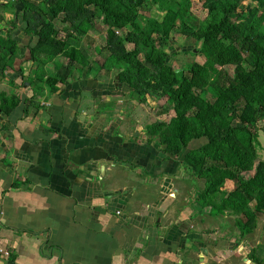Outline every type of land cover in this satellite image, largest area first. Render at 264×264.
<instances>
[{
  "label": "crops",
  "instance_id": "crops-1",
  "mask_svg": "<svg viewBox=\"0 0 264 264\" xmlns=\"http://www.w3.org/2000/svg\"><path fill=\"white\" fill-rule=\"evenodd\" d=\"M21 19L13 64L0 69V94L21 100L10 115L0 109V245L11 251L2 264H236L245 242L236 249L215 233L210 210L178 185L188 171L146 134L157 121L134 118L150 99L139 102L116 72L77 73L53 94L38 83L36 94V44Z\"/></svg>",
  "mask_w": 264,
  "mask_h": 264
},
{
  "label": "trees",
  "instance_id": "trees-1",
  "mask_svg": "<svg viewBox=\"0 0 264 264\" xmlns=\"http://www.w3.org/2000/svg\"><path fill=\"white\" fill-rule=\"evenodd\" d=\"M153 8L165 13L161 21L146 15ZM0 9L22 18L26 35L37 39L29 78L36 94L38 83L53 94L77 73L99 79L116 72L139 102L166 99L161 114L174 116L148 126V134L205 181L196 198L202 208L214 217L233 216L241 237L255 232L264 214V0H6ZM10 24L18 27L16 18ZM100 30L106 45L96 52L104 61L76 44ZM10 31L6 42L0 40L3 71L20 44ZM175 33L196 49L202 43L190 52L205 61L188 70L170 65L167 48ZM0 99L6 115L21 102L17 94ZM252 254L264 264V248Z\"/></svg>",
  "mask_w": 264,
  "mask_h": 264
},
{
  "label": "rangeland",
  "instance_id": "rangeland-1",
  "mask_svg": "<svg viewBox=\"0 0 264 264\" xmlns=\"http://www.w3.org/2000/svg\"><path fill=\"white\" fill-rule=\"evenodd\" d=\"M4 1H6V0H0V3L4 2ZM10 14L11 13L6 12V10H4V9H0V40L2 42H6L8 40L7 34H8V32H11L10 30H12L13 33H15V32L18 33V29H20V27L13 29L11 24L9 25L8 18H10V16L8 17V15H10ZM146 15L147 16L150 15V17L156 18L159 21H161L163 19V17L165 16V13L162 11L160 12L159 10H157V8H153L151 10V12L147 13ZM6 22H8L7 23L8 26L6 25ZM3 26H4V28H2ZM5 30H7L8 32L6 31L7 32L6 33ZM1 31H3V32H1ZM100 31H102V30H100ZM23 33H24L23 30H21V34H23ZM63 36H64V34L62 33L61 37H63ZM36 41H37V39H35V41L30 40V42H32L31 44H35ZM21 42H23V40ZM28 44H30V43H28ZM76 44H78V46L83 48V49H87L89 51V53L91 52L92 58H96V60H99V61H104L102 55H100V54L98 55L96 50H97V48H104L105 47V45H106L105 44V32H103V31L102 32L92 31L89 33V35L87 37L76 42ZM194 46H195V44H194L193 40H186L180 34L175 33L173 35L171 45L167 48V51L169 53V57L167 60L168 63L170 65H172L175 69H178V70H188L194 62L203 63L205 60L202 56L195 55V54H197L195 52H194L195 54L190 52V51H193L196 49ZM174 51L178 52V54H175ZM58 63H62V60L58 59ZM215 69H218V68L215 67ZM113 75L115 76V73H112V76ZM112 76L108 77V79L111 78ZM149 99H150L149 104H148L149 106L147 104H143L144 106L138 105L141 107H139V109H137L133 113L134 118L141 120L140 125H142L143 128L144 127L146 128V126L149 125L150 123H153V121L165 120V119L168 120L170 117L174 116V112L170 111V110L168 111V113L166 115H163V116L161 115V111L166 106V99L154 100L151 97H149ZM158 110H159V112H158ZM117 131H118V133H115V135H116V137H119L121 134V131H119V130H117ZM135 134L137 135L138 132H136ZM146 134H148V133H146ZM155 139H158V138H155ZM155 139H153V140H155ZM202 140H205V139H202ZM260 142H261L260 160L264 161V137H263V134L261 132H260ZM202 144H203V141H200V142L194 143L192 146H190V148H196ZM125 151H126V149H122L121 153H124ZM190 175H191L189 178L190 181L187 179L184 180V179L180 178V180L178 182V185L181 186L184 190H186L184 192L187 194H190V191L193 193V190L195 193L197 191L203 190L205 188V181L200 179V178H197L193 174H190ZM193 177H195V179H193ZM191 187L193 189H191ZM228 187L229 188H227V190H230L233 188V185L231 183H229ZM207 216L208 215L206 213H204L202 215V217L204 219H207L208 218ZM211 217H213V216H211ZM210 222L212 224L211 228H214V227L217 228L218 227L217 229H219V231L222 229V231H224L225 235H226V233L231 232L230 237H232V239L233 238L236 239L240 235L239 229L235 225V219L233 216H230V215L215 216L210 220ZM222 233L220 235H222ZM244 242H245L244 245L247 248V250L243 251V253H242L244 255L247 253V251L249 252L253 247L262 246L264 248V214L259 217L258 227L255 230V232L253 234L247 235L244 239ZM238 246L235 245V248L239 249ZM241 251H242V249H241ZM239 252H237V254ZM242 254L235 255L234 258L232 259V262L235 261L236 264H243L242 260H241V258H243Z\"/></svg>",
  "mask_w": 264,
  "mask_h": 264
},
{
  "label": "flooded vegetation",
  "instance_id": "flooded-vegetation-1",
  "mask_svg": "<svg viewBox=\"0 0 264 264\" xmlns=\"http://www.w3.org/2000/svg\"><path fill=\"white\" fill-rule=\"evenodd\" d=\"M197 143V142H196ZM165 154V153H164ZM166 155V154H165ZM167 156V155H166ZM168 157V156H167ZM168 160L170 159L171 160V162L172 163H176L175 164V166H179V168L180 169H184V170H186V171H188V174L190 175V174H192L191 173V171L189 170V168L185 165V163H183V161L180 159V158H174V159H171V158H167ZM176 160V161H175ZM191 176V175H190ZM198 178V177H197ZM202 191V190H201ZM200 191H197L196 192V194H195V201H196V198H197V196H198V193H199ZM203 209H209L210 211H209V213L211 212V209L210 208H203ZM225 216V215H224ZM214 217V216H213ZM236 225V224H235ZM218 228V227H217ZM214 231H216L215 233H217L218 231H219V229H216V230H214ZM221 231H222V229L220 230V233H221ZM223 233H224V231H222ZM230 233V234H229ZM229 233H226L228 236H230L231 235V232H229ZM239 234H240V232H239ZM246 237V236H245ZM245 237H241L240 235H239V237H237L236 238V241H239L238 243H236V246H238L239 245V243L240 242H242V241H244V239H245ZM259 247H261V248H263L262 246H256V247H253L249 252L247 251V253L243 256V258H241V260H242V263H247V264H258L257 262H255L254 261V259H253V249L255 250V249H258ZM261 254H263L262 252H261V250H258V252H256V256H261ZM262 257V256H261Z\"/></svg>",
  "mask_w": 264,
  "mask_h": 264
},
{
  "label": "built area",
  "instance_id": "built-area-1",
  "mask_svg": "<svg viewBox=\"0 0 264 264\" xmlns=\"http://www.w3.org/2000/svg\"><path fill=\"white\" fill-rule=\"evenodd\" d=\"M10 255H11V251L6 248H3L0 245V264H2L4 260L8 259Z\"/></svg>",
  "mask_w": 264,
  "mask_h": 264
},
{
  "label": "water",
  "instance_id": "water-1",
  "mask_svg": "<svg viewBox=\"0 0 264 264\" xmlns=\"http://www.w3.org/2000/svg\"><path fill=\"white\" fill-rule=\"evenodd\" d=\"M16 19H17V18H16ZM201 46H202V43L199 44V49L201 48ZM199 49H196V50H194V51L197 52Z\"/></svg>",
  "mask_w": 264,
  "mask_h": 264
}]
</instances>
